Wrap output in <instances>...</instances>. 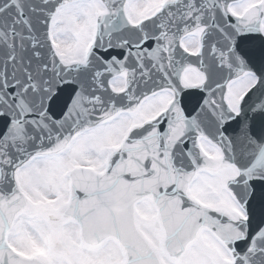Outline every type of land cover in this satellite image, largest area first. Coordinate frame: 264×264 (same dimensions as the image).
Returning a JSON list of instances; mask_svg holds the SVG:
<instances>
[{
  "label": "snow or ice",
  "instance_id": "1",
  "mask_svg": "<svg viewBox=\"0 0 264 264\" xmlns=\"http://www.w3.org/2000/svg\"><path fill=\"white\" fill-rule=\"evenodd\" d=\"M0 264H264V0H0Z\"/></svg>",
  "mask_w": 264,
  "mask_h": 264
}]
</instances>
